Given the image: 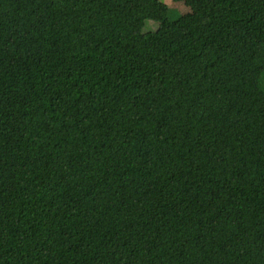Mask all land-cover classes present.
<instances>
[{
    "label": "trees",
    "instance_id": "16d2710c",
    "mask_svg": "<svg viewBox=\"0 0 264 264\" xmlns=\"http://www.w3.org/2000/svg\"><path fill=\"white\" fill-rule=\"evenodd\" d=\"M169 14L0 0V264H264V0Z\"/></svg>",
    "mask_w": 264,
    "mask_h": 264
},
{
    "label": "rangeland",
    "instance_id": "374dc122",
    "mask_svg": "<svg viewBox=\"0 0 264 264\" xmlns=\"http://www.w3.org/2000/svg\"><path fill=\"white\" fill-rule=\"evenodd\" d=\"M169 6L170 20H177L180 17L189 16H205L209 5L213 0H160ZM159 23L155 21H147L143 29L144 33L156 31Z\"/></svg>",
    "mask_w": 264,
    "mask_h": 264
}]
</instances>
